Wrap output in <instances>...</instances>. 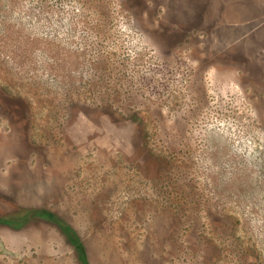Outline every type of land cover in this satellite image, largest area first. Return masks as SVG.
Returning a JSON list of instances; mask_svg holds the SVG:
<instances>
[{
    "label": "rangeland",
    "instance_id": "rangeland-1",
    "mask_svg": "<svg viewBox=\"0 0 264 264\" xmlns=\"http://www.w3.org/2000/svg\"><path fill=\"white\" fill-rule=\"evenodd\" d=\"M0 264H264V0H0Z\"/></svg>",
    "mask_w": 264,
    "mask_h": 264
},
{
    "label": "trees",
    "instance_id": "trees-1",
    "mask_svg": "<svg viewBox=\"0 0 264 264\" xmlns=\"http://www.w3.org/2000/svg\"><path fill=\"white\" fill-rule=\"evenodd\" d=\"M38 213H40V215H42V216H47V217H49L50 218V214L48 213V212H46V211H42V212H38ZM42 213V214H41ZM67 231L69 232V233H71L72 235H75L74 234V230L73 229H70V228H68L67 227ZM83 249V248H82ZM82 254H83V258L85 257V252H84V249H83V251L81 252ZM86 258V257H85Z\"/></svg>",
    "mask_w": 264,
    "mask_h": 264
}]
</instances>
